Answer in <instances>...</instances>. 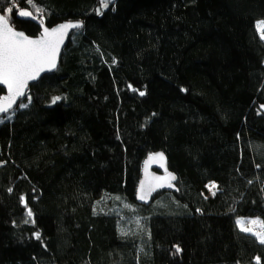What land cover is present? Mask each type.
I'll return each instance as SVG.
<instances>
[{
  "label": "trees",
  "instance_id": "16d2710c",
  "mask_svg": "<svg viewBox=\"0 0 264 264\" xmlns=\"http://www.w3.org/2000/svg\"><path fill=\"white\" fill-rule=\"evenodd\" d=\"M97 8L0 0L29 36L40 27L23 9L48 27L82 22L57 70L0 117V264H264L236 223L264 222V0ZM158 150L177 191L138 204Z\"/></svg>",
  "mask_w": 264,
  "mask_h": 264
},
{
  "label": "snow or ice",
  "instance_id": "6c2138e0",
  "mask_svg": "<svg viewBox=\"0 0 264 264\" xmlns=\"http://www.w3.org/2000/svg\"><path fill=\"white\" fill-rule=\"evenodd\" d=\"M31 2L32 0H29V3ZM110 2L111 0H101V9L97 10L98 13L103 8H107ZM12 10V8L7 9L8 12H12ZM19 15L22 17L31 16L32 19L36 18L29 11H20ZM80 26L79 23H68L51 31L45 28L39 39H29L23 33L14 31L9 25L8 18L0 15V85H5L8 91V95L0 96V112H7L16 102V98L24 95L28 81L35 80L41 72L55 67L59 44L62 42L67 29L79 28ZM257 28L261 31V38L264 39V22H260ZM140 95L143 96L144 92H140ZM57 99L59 97L54 98L53 103ZM21 106L26 107V105ZM163 159V155L159 153L149 157V160L163 161ZM174 179L175 176L171 174L167 177L155 178L158 182ZM157 186L163 187L164 183H158ZM168 186L171 187V184ZM210 188H215V185H211ZM151 190H153L151 186L146 190L144 182H141L138 198L144 200L148 191ZM31 215L32 213L29 211L28 216ZM236 223L241 226V231L252 233L261 244H264V222L259 220L247 221L249 225L258 226L260 231H255L253 227H243L245 223L243 220L238 219ZM37 239H39L38 234ZM180 251L181 249L177 247L176 252L179 253Z\"/></svg>",
  "mask_w": 264,
  "mask_h": 264
},
{
  "label": "water",
  "instance_id": "95a60500",
  "mask_svg": "<svg viewBox=\"0 0 264 264\" xmlns=\"http://www.w3.org/2000/svg\"><path fill=\"white\" fill-rule=\"evenodd\" d=\"M97 10H98V8H97ZM20 11H28V10L23 9ZM20 11L17 12V18L20 20H23V21H31V22L38 24L40 27V32L36 36H29L24 31L14 28L12 25H10V23H9V25H10V27L13 28L14 31L23 33L29 39H39L41 37V35L43 34L45 28H47V29H49V31H51L52 29L57 28L62 24L79 23L81 25L79 28L82 27L81 21H63V22L57 23L56 25H54L52 27H48L44 24V22L41 23V21L38 20L37 18L32 19L31 16H29V17L20 16L19 15ZM0 15H2V14L0 13ZM32 16H33V14H32ZM79 28L67 29L65 35L63 36L62 42L59 44V51L56 55L55 67L49 68V69L41 72L35 80L28 81L27 87L24 90V95L17 97L16 102L13 103L12 107L7 112H0V117L9 113L10 111H12L17 106L18 102L26 96V93L28 92V88L31 84L37 82L44 74L53 73L57 70L62 50L65 48L67 41H68V38L70 37L71 33L74 30L79 29ZM0 87L4 89V93L1 96L8 95L7 87L5 85H0ZM158 153L163 155V157H164L163 161L149 160L150 156H154L155 154H158ZM169 174H171L172 176H175V179L174 180L160 181V182L155 180L156 177H167ZM176 180H177V176L169 168L167 156L165 155V153L163 151L158 150V151H155L153 153L148 154L142 162L141 175H140V179L138 181L136 191H135V201L138 204L147 206V205H149V203L152 200L153 195L157 191H177ZM141 182H144L146 190L149 188V186H151V188L153 189L151 191H148L146 198L144 200H141L138 198V194H139L140 188H141ZM158 183H164V186L159 187V186H157ZM168 184H171V187H169Z\"/></svg>",
  "mask_w": 264,
  "mask_h": 264
},
{
  "label": "rangeland",
  "instance_id": "374dc122",
  "mask_svg": "<svg viewBox=\"0 0 264 264\" xmlns=\"http://www.w3.org/2000/svg\"><path fill=\"white\" fill-rule=\"evenodd\" d=\"M260 22H264V19L261 20V21H258L257 25H258ZM259 32H260V34H261V31H260V30H259ZM211 185H215V184H212V183H211V184H208V185L206 186V192H207V194H210V195L215 191V188H210ZM238 219L245 221L243 227H253L255 231H260V230H261L258 226L249 225V224L247 223V221H249V220H259V221H261L260 218H258V217H240V218H237V220H238ZM237 220H236V221H237ZM261 222H262V221H261ZM237 226H238L239 229H241V226H239V225H237ZM247 233H249V232H247ZM250 234H252V233H250ZM252 235H253V234H252Z\"/></svg>",
  "mask_w": 264,
  "mask_h": 264
}]
</instances>
